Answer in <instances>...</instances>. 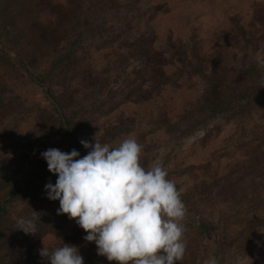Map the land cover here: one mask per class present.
<instances>
[{
  "label": "rangeland",
  "instance_id": "374dc122",
  "mask_svg": "<svg viewBox=\"0 0 264 264\" xmlns=\"http://www.w3.org/2000/svg\"><path fill=\"white\" fill-rule=\"evenodd\" d=\"M40 1L0 0V206L7 213L0 216V264H29V245L48 247L67 228L74 229L70 222L53 232L57 222L52 208L58 200L11 197V187L3 180L7 177L28 194L47 198L45 185L55 184L57 176L48 171L41 153L71 150L63 126L47 115L53 111L44 89L65 105L62 93L68 87L78 95L65 115L71 121L77 118L83 140L94 143L96 137L116 147L135 137L143 145L141 164L147 168L159 162L167 169L190 220L218 222L214 239L184 221L187 250L182 264H204L211 258L218 264H264L263 254L247 237L225 230V223L235 219L240 228L254 220L257 231H264V222L255 218L261 209L256 188L262 172L239 165L250 159V142L261 137L264 99H255L261 102L242 115L211 123L178 141L171 139L173 129L159 121L177 126L193 94H205L211 77L223 97L243 95L245 89L264 92V71L255 59L264 48V0H52L88 21L79 41L82 50L62 72L53 69L52 54L42 53L46 46L38 54L29 44L34 23L44 20L37 15ZM18 31L21 40L16 42ZM79 65L86 66L87 74H64L78 72ZM202 114L195 111V116ZM243 147L248 152H241ZM88 151L83 147L85 155ZM209 176L220 182L218 190L210 192L205 185L200 196L193 194L195 184L208 182ZM239 185L243 193L236 190ZM37 216L36 234L18 228V218Z\"/></svg>",
  "mask_w": 264,
  "mask_h": 264
},
{
  "label": "clouds",
  "instance_id": "9594fccd",
  "mask_svg": "<svg viewBox=\"0 0 264 264\" xmlns=\"http://www.w3.org/2000/svg\"><path fill=\"white\" fill-rule=\"evenodd\" d=\"M264 71V48L256 53ZM88 153L50 148L41 153L57 176L45 185L47 198L59 201L57 214H67L94 242L97 255L115 264H182L187 250V208L175 180L159 162L141 164L143 145L129 136L113 147L81 140ZM38 216L18 218L25 234L38 232ZM48 264H84L79 248L64 244L39 250ZM204 264H218L215 258Z\"/></svg>",
  "mask_w": 264,
  "mask_h": 264
},
{
  "label": "trees",
  "instance_id": "16d2710c",
  "mask_svg": "<svg viewBox=\"0 0 264 264\" xmlns=\"http://www.w3.org/2000/svg\"><path fill=\"white\" fill-rule=\"evenodd\" d=\"M49 2L50 3L47 4V0H43L41 2V8H38L37 15H39V18H42L43 16L44 20L42 23H40V21L39 23H34L35 25H33L34 27L31 28V33L29 35L33 39L29 41V44L31 42V45L37 50L38 54H41L43 48L46 46L48 50H45L42 53H44L45 55L52 54L53 69L55 71L59 70V72H62L61 70L64 69V67L68 66L69 64L75 61L77 52L79 50H82L80 47H78L79 41L84 38L83 32H87L86 26L88 24V21L83 18H80L79 16H76L75 11L72 10L70 6L54 4L52 0H49ZM31 8H33V6H31ZM78 28L84 29H79L81 31H76L78 30ZM18 32V35L14 34V38L16 36L17 39L16 42H19L21 40V32ZM77 70L78 72H72L68 70L67 72H64V74L72 73L70 76L73 77H78L87 74L86 66L79 65V68ZM30 77L33 78L35 82L43 84V81H38V79L34 78L33 75H30ZM211 78L208 79L209 84L205 94H200L198 96L195 93L193 94V99L189 101L190 103L188 105V109L183 115L182 120L179 121V123L177 124V126L172 127V125L168 123V120L159 119L160 122H162L163 124H168L171 129H173L175 134L171 137V139L178 141L189 136L190 134L199 129H204L207 125L211 123L223 120L225 118H234V116H239L240 114L242 115L247 112L246 110H250V108L254 107L257 102H261V100L255 99H264V92H248L247 89L244 90L243 95L238 94L234 95V97L230 96V98L228 97V95H225L226 97H223L222 93H220L218 89L216 81L212 80ZM44 93L46 94L53 111V113L47 112V115L51 120H54L57 124L63 126L65 133L64 138L69 146V149H76L80 153V156L83 157L85 153L83 152V145L80 143V141L83 140V137L81 136L79 128L76 124L77 118L75 117L71 121L65 115V112L68 111V107L69 109L72 108L69 103L74 102V97L78 95L77 89L69 87L67 88V90L64 89L62 97H64L66 100L65 105L59 104V99H57L50 90L44 89ZM197 109L199 112L203 113L200 117L195 116V111ZM77 116L79 117V114ZM252 130L255 131L254 129ZM261 132L262 133L260 138L256 137L253 142H250V144L252 143L253 145H251L254 146L252 148L250 156H248L250 159L248 161L247 159H244L243 162L239 165L242 169H248L249 167L257 168L260 172H262L260 173L262 176V180L256 188V191L258 192V200L256 204L260 205L261 209L255 208V218L257 220L260 219L264 222V128ZM241 152H248V149L245 147ZM242 178V176L239 177L241 183ZM215 179L216 176H209L208 182H204V180H201V182L196 183L193 189V194H196L197 192L198 196H200L201 194H199V191L205 185L209 187L210 192L213 189L218 190L217 187L220 186V182H215ZM3 180L6 184L11 187V194L9 195L11 197L14 194H17L24 197H28L29 199L31 198L50 200L45 197L37 198L31 193L28 194L25 190H23L22 187H20V185H18L15 181H9L7 177H3ZM209 189L207 191H209ZM243 189L244 188H242L241 185L236 188V190H240L241 193L244 192ZM242 198H244V195L242 196ZM6 200L8 199H5L4 201ZM2 205L0 206V216L3 215L5 217L7 213L5 211V207H3ZM58 208L59 204L52 208V212L56 214V219L52 220H55L57 222V225L55 227L56 229L53 232H57L59 230H62L63 228H67L70 222L74 223V229L67 228L66 232L61 237H59L58 241L50 244L48 248L51 250L55 247L62 246L63 243L75 245L79 248L80 255L84 259V264H110L107 263L106 257L97 255V246L94 244V242H87L83 239L86 233L83 229V231H80L77 228L78 225L75 223L74 220H70L67 214H57ZM185 220H187L188 225L193 230L202 234H208L214 239L217 238L218 233L216 226H218V222H216L215 225H213V220L211 219L206 220L205 223L199 221L194 222L191 221L187 215ZM234 221L235 219H233V223H231L232 221L226 222L225 227H228L225 230L229 231L232 234L234 233V235H236L238 232L240 236L247 237L249 242L252 243L254 247L258 248V253L261 252V254H263L262 257L264 259V244L260 242L262 239H264V231H257L260 230L258 229L259 225L254 220H252V222H248L246 228H240L241 226H237ZM251 228L256 231H251ZM31 235H29V237ZM41 249L42 247H40L38 243L36 245H29V264H48V261L45 258H42L39 254V250ZM251 252L255 254L254 249H252ZM217 254L218 252L216 251L213 256L217 258Z\"/></svg>",
  "mask_w": 264,
  "mask_h": 264
}]
</instances>
